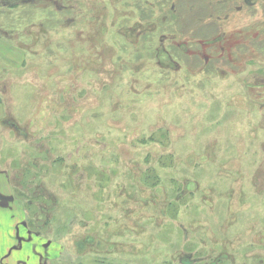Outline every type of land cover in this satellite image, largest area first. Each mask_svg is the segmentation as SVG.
I'll use <instances>...</instances> for the list:
<instances>
[{"label": "rangeland", "instance_id": "obj_1", "mask_svg": "<svg viewBox=\"0 0 264 264\" xmlns=\"http://www.w3.org/2000/svg\"><path fill=\"white\" fill-rule=\"evenodd\" d=\"M167 1L0 0V171L51 264H264V0Z\"/></svg>", "mask_w": 264, "mask_h": 264}, {"label": "crops", "instance_id": "obj_2", "mask_svg": "<svg viewBox=\"0 0 264 264\" xmlns=\"http://www.w3.org/2000/svg\"><path fill=\"white\" fill-rule=\"evenodd\" d=\"M23 57L26 58V54L23 50L18 49L9 42L8 39L6 40L0 36V62L3 61L5 65L19 67L24 62ZM3 119L4 111H2L0 106V125ZM4 176H7L6 173L0 171V200L5 204L4 206L0 204V259L2 254L9 251L10 246L14 243L15 227L16 223L20 220L19 215L21 214H18L17 211L9 210V207L16 204V198L5 190V187H9V185L7 181H3ZM11 215L15 217L13 221L9 219ZM16 233H19L18 229L16 230ZM10 253L11 250L9 251V254ZM24 258H26V256H23L22 253V259ZM17 259H19V256L14 253V255H11L6 262L13 264ZM30 264H33V261H30Z\"/></svg>", "mask_w": 264, "mask_h": 264}, {"label": "flooded vegetation", "instance_id": "obj_3", "mask_svg": "<svg viewBox=\"0 0 264 264\" xmlns=\"http://www.w3.org/2000/svg\"><path fill=\"white\" fill-rule=\"evenodd\" d=\"M3 173L6 172L3 171ZM0 204L3 206L5 205L1 200ZM9 210L13 209L9 207ZM25 214L26 212L23 209L19 215L20 220L16 223L14 243L9 248L11 253L9 254V250L2 254L0 264H11L7 263L6 260L9 259L11 255H14V253L19 256V259L13 264H30V261H33V264H51L54 258H50V242L41 237L39 232L34 231V228L28 223ZM14 218L15 217L11 215L9 219L13 221ZM17 229L19 232L18 234L16 233ZM36 239L40 240V242H35ZM22 253L26 258L22 259Z\"/></svg>", "mask_w": 264, "mask_h": 264}, {"label": "trees", "instance_id": "obj_4", "mask_svg": "<svg viewBox=\"0 0 264 264\" xmlns=\"http://www.w3.org/2000/svg\"><path fill=\"white\" fill-rule=\"evenodd\" d=\"M171 1L172 0H169V1H167V2H165V3H163V7L165 8V9H169V8H171ZM174 1V0H173ZM177 1H179V2H182V3H184V4H186L185 5V12H187V16H189V18H188V20H191L192 18H193V16H194V12L192 13V11H190V10H192L191 8V4H194V3H196L197 1H199V0H177ZM186 15V14H185ZM182 18H183V16H182ZM179 20H177V21H179L180 23H182L183 24V26H184V23L182 22V21H185V20H182V19H180V18H178ZM181 20V21H180Z\"/></svg>", "mask_w": 264, "mask_h": 264}]
</instances>
